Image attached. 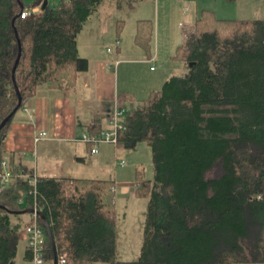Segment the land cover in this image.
I'll list each match as a JSON object with an SVG mask.
<instances>
[{
	"label": "trees",
	"instance_id": "obj_1",
	"mask_svg": "<svg viewBox=\"0 0 264 264\" xmlns=\"http://www.w3.org/2000/svg\"><path fill=\"white\" fill-rule=\"evenodd\" d=\"M44 1L0 0V123L18 105L16 86L20 110L47 83L76 90L89 68L77 38L105 0ZM38 5L41 13L21 17ZM154 33L152 19L137 21L134 42L147 58ZM171 58L182 71L126 111L115 145L144 142L152 153V178L142 164L134 175L135 196L148 199L140 255L117 260L115 181L36 174L22 154L5 150L12 118L0 130V172L6 160L14 175L0 193V264H15L19 234L35 220L45 235V264L54 262L39 215L16 213L26 208L46 216L58 264L64 254V264H264V18L202 9ZM117 98L134 100L124 91ZM87 130L102 132L101 118ZM32 259L27 246L23 261Z\"/></svg>",
	"mask_w": 264,
	"mask_h": 264
},
{
	"label": "crops",
	"instance_id": "obj_2",
	"mask_svg": "<svg viewBox=\"0 0 264 264\" xmlns=\"http://www.w3.org/2000/svg\"><path fill=\"white\" fill-rule=\"evenodd\" d=\"M154 1L157 7L158 0ZM191 3L189 2L185 12L191 11L193 7L195 15L192 23L187 25L183 31V41L186 35L195 29V21L200 14L198 2ZM44 4L47 3L44 2ZM203 9L211 8L205 7ZM97 11L88 19L77 38L79 55L89 61V68L80 72L76 90L62 91L57 85L47 83L38 90L34 97L26 102L24 107L16 112L11 121L5 140V150L22 154L23 160L34 167L36 174L65 178H112L111 173H108L105 177H98L97 174L101 173L107 154L110 151L115 153L118 149L117 146L103 144L105 147L100 146L98 153L93 154L91 152L92 146L79 141L78 138L85 132L92 119L97 116L101 118L103 130L110 129L117 101L126 110H132L135 108L136 102L146 98L149 92L155 89L145 90V97L138 100L137 95L130 89V82H127L125 73L128 74V68L137 63L150 64L151 73H156L157 67L155 65L159 58L157 50L152 51L151 58H147L144 50L138 52L136 48H133L132 52L128 51L126 53L123 50V28L125 23L118 22L115 42L110 44L114 45V48L107 45L106 52L103 51L102 41L89 36V34L87 35L89 30L98 32L100 29L95 27L93 22ZM155 15H159L158 8H156ZM141 19L153 20L151 17ZM110 25H112L111 22ZM118 27L121 30L119 36H117ZM117 40L120 41L119 45L116 43ZM108 48H111L112 51L108 52ZM115 60H121V62L115 66ZM151 66H155V68L151 69ZM121 76H124L125 80ZM153 76L152 82L158 83L161 87L166 77L163 74ZM122 91L133 95L134 100H119L117 95ZM42 132L47 133L46 137L36 141L35 138ZM107 147L112 150H108ZM79 166L86 168L88 174L92 175L86 177L72 175V170ZM21 241L26 242V248L28 246L27 241L20 237ZM23 256L24 253L21 264L26 262L23 261Z\"/></svg>",
	"mask_w": 264,
	"mask_h": 264
},
{
	"label": "rangeland",
	"instance_id": "obj_3",
	"mask_svg": "<svg viewBox=\"0 0 264 264\" xmlns=\"http://www.w3.org/2000/svg\"><path fill=\"white\" fill-rule=\"evenodd\" d=\"M31 3L32 0H24ZM61 0H45L50 6H55ZM188 1V2H187ZM198 2V11L203 8H211L216 11L218 17L240 18V19H261L264 18V0H158L156 7L154 0H105L103 5L95 14L94 26L98 32L88 31L87 35L98 38L102 41L103 51L106 52L107 45L114 43L116 25L118 22L125 23L123 50L127 53L136 48L138 52L142 49L133 42L136 32V21L141 18H153L155 33L153 38V52L159 53L156 73H151L150 64L137 63L128 68L125 73L127 82H130V89L137 95V99L145 97V90L159 89L158 83L152 82L153 75L163 74L168 79L173 74L182 71V63L173 61L171 58L176 48L183 42V31L187 25L192 23L195 13L186 11L189 2ZM37 13H41L43 6H32ZM156 8L159 15L156 16ZM156 16V18H154ZM110 22L112 25H110ZM114 48V45H110ZM122 74V73H121ZM125 80L124 76H121ZM137 103V102H136ZM105 147V145H101ZM108 150H112L107 147ZM124 161V164H121ZM142 164L147 171V177L152 178V153L150 147L144 143H138L136 148H118L115 153L109 152L103 163L101 173L98 177H105L112 174L115 181L116 202H117V260L128 261L137 258L141 253L144 239V227L147 212L148 199L138 198L134 194L135 167ZM100 170V169H98ZM115 172V173H114ZM76 177H86L89 172L82 166L72 170ZM92 173V172H91ZM99 173V172H98ZM27 220L30 215L24 213ZM25 241L19 244L16 264H21L22 255L25 250Z\"/></svg>",
	"mask_w": 264,
	"mask_h": 264
},
{
	"label": "built area",
	"instance_id": "obj_4",
	"mask_svg": "<svg viewBox=\"0 0 264 264\" xmlns=\"http://www.w3.org/2000/svg\"><path fill=\"white\" fill-rule=\"evenodd\" d=\"M38 7L34 8H26L22 13V18H29L36 14ZM118 45L120 44V41L117 40L116 42ZM112 49L108 48V52H111ZM121 60H115V66H117ZM155 66H151V69H154ZM126 108L118 103V101L115 104L114 112L112 115V127L110 129L103 130L100 133L96 134H90L89 131L86 129L85 132L78 138L79 141H83L85 143L92 144L91 152L93 154L98 153L99 147L103 144H112L116 145L118 141V132L121 128H123V118L126 113ZM46 132H42L39 134L35 140L39 141L42 138L46 137ZM121 164H124V161H122ZM2 171L0 172V193L1 191L10 183L11 179L13 178L12 172L8 170L7 162L6 160L2 161L1 164ZM18 176H26L22 174H17ZM34 185V189L31 191L33 194L37 196V177L35 175V178L31 181ZM33 214V213H32ZM22 237L27 241L28 247L31 248L33 252V260L32 261H26L23 264H45V257H44V247H45V235L41 228L37 225L36 222H33L25 227L19 234V238ZM65 256H62L60 263H65Z\"/></svg>",
	"mask_w": 264,
	"mask_h": 264
},
{
	"label": "water",
	"instance_id": "obj_5",
	"mask_svg": "<svg viewBox=\"0 0 264 264\" xmlns=\"http://www.w3.org/2000/svg\"><path fill=\"white\" fill-rule=\"evenodd\" d=\"M19 55L17 57V60L15 62V65H14V68H13V80L15 81V72H16V69H17V66L19 64V61H20V58H21V51H22V44H21V41L19 40ZM16 91H17V94H18V105L14 108V110L4 118V120L0 123V130L13 118V116L15 115V113L17 112L18 108L21 106V103H22V96L19 92V88L16 86ZM34 212V209L32 208H26L24 210H21V211H18L16 213H33ZM41 219H42V222L43 224L47 227L48 229V232H49V236H50V240H51V243L53 245V249H54V262L53 264H58V260H57V249H56V245H55V241H54V238H53V235L51 233V230L49 228V225H48V221L46 219V217L41 214Z\"/></svg>",
	"mask_w": 264,
	"mask_h": 264
},
{
	"label": "bare ground",
	"instance_id": "obj_6",
	"mask_svg": "<svg viewBox=\"0 0 264 264\" xmlns=\"http://www.w3.org/2000/svg\"><path fill=\"white\" fill-rule=\"evenodd\" d=\"M21 17H22V16H21ZM191 65H192V64H191ZM26 177H27V176H26ZM34 178H35V177H34ZM34 178H33V179H34ZM258 198H261V196H258ZM32 209H34V212H33V213H35L36 216L39 215V217H40V219H41V216H40V215H41L42 213H41L40 211H38L37 208H32ZM43 215H44V214H43ZM44 216H45V215H44ZM45 217H46V216H45ZM46 219H47V218H46ZM41 221H42V219H41ZM47 221H48V220H47ZM35 222H36L37 225L39 226L37 220H35ZM42 223H43V222H42ZM48 225H49V222H48ZM44 226H45V225H44ZM39 227H40V226H39ZM45 227H46V226H45ZM40 228H41V227H40ZM49 228H50V225H49ZM46 229H47V227H46ZM41 230H42V229H41ZM47 230H48V229H47ZM50 230H51V228H50ZM48 233H49V232H48ZM51 233H52V232H51ZM44 248H45V247H44ZM53 250H54V249H53ZM33 256H34V255H33ZM56 257H57V256H56ZM33 259H34V258H33ZM33 259H32V260H33ZM32 260H31V261H32ZM57 260H58V258H57ZM57 263H58V262H57Z\"/></svg>",
	"mask_w": 264,
	"mask_h": 264
}]
</instances>
